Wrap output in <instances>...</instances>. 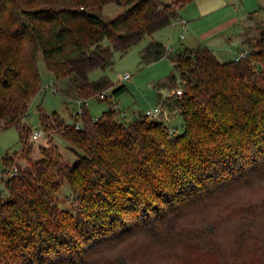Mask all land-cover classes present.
I'll return each mask as SVG.
<instances>
[{"label":"trees","instance_id":"16d2710c","mask_svg":"<svg viewBox=\"0 0 264 264\" xmlns=\"http://www.w3.org/2000/svg\"><path fill=\"white\" fill-rule=\"evenodd\" d=\"M192 1L0 0V131L19 128L20 147L1 159L0 264H264L263 24L246 28L248 55L239 61H220L203 45L169 55L167 80L183 88L172 97L181 133L146 115L125 121L118 109L94 119L86 107L107 90L113 99L126 90L89 74L170 26ZM108 4L124 10L103 21ZM39 52L83 112L66 124L39 108L49 139L33 160V132L22 121L42 89ZM166 55L152 40L140 62ZM64 184L73 213L57 202Z\"/></svg>","mask_w":264,"mask_h":264},{"label":"rangeland","instance_id":"374dc122","mask_svg":"<svg viewBox=\"0 0 264 264\" xmlns=\"http://www.w3.org/2000/svg\"><path fill=\"white\" fill-rule=\"evenodd\" d=\"M194 1V0H193ZM238 3L232 7L234 19L228 17L223 18L226 22L220 26L216 34L205 35L201 40L203 44H212L214 46L215 53L220 57L221 61H228L234 53H237L236 46H229L228 39L232 38L234 41L238 35L245 30L247 25L256 26L257 24L264 25V0H235ZM182 8V7H181ZM180 8V10H181ZM124 10L123 6L116 4L105 5L100 14V18L103 21H110L118 16ZM179 10V11H180ZM248 14H251L249 17ZM222 19V20H223ZM224 21H221V23ZM226 24V25H225ZM180 26L176 28L165 27L151 36H145V38L136 46L131 48L127 53L120 54L115 53L112 60V66L106 71L96 69L89 74L90 81H96L102 76H106L114 86L124 85L126 90L116 100L110 98L111 90H107L105 95L106 99L99 100L97 98L86 101V107L92 118H97L102 112L109 109H118L120 115L124 112L127 119H133L139 115L144 116L146 110H151L159 101L158 98L164 99L173 90V96L175 91L180 86L179 78H177V84L171 85L167 80V76L172 71L171 62L169 59H161L159 61L150 64H141L140 53L147 44L152 40H159L166 46L168 40L171 39L172 44L178 45V50H183L186 46L190 48L196 47L197 41H199V35H192L190 31H185V36L180 39ZM222 31V32H220ZM251 34V33H250ZM245 47V45H244ZM236 50V51H235ZM235 51V52H234ZM38 66L41 76L42 89L36 94L29 105V109L22 124H25L32 132H41L42 136L35 140L33 143L32 159H40V153L38 148L46 146L48 143V137L44 134L40 122H39V108H41L46 114L50 115L56 112L64 120L66 124H72L74 117L79 111V101L72 99H65L62 95L67 88V79H56L46 68L43 61L41 52L38 53ZM129 74L130 77L124 79V75ZM52 83L54 87H44ZM62 94H61V93ZM161 104V101L160 103ZM150 119L159 120V117H150ZM173 126H168L169 129L175 130L178 133L183 131V120L180 114L176 115L173 119ZM1 127V125H0ZM174 132V131H173ZM54 144L62 153L63 157L68 162H74L75 157L72 151L68 150L69 145L58 134L55 133L51 137ZM31 140V139H30ZM19 147V128L13 127L5 131H0V174L3 166L1 164L2 157L6 152L14 153L18 152ZM15 161L26 167V161L20 158L19 154H14ZM1 186V184H0ZM264 191L258 194V197L263 196ZM57 202L65 211L70 213L74 212L75 204L70 193V189L67 185H63L57 193ZM182 254H186V250L183 249ZM162 255V254H160ZM203 263L201 264H214L209 257L201 258ZM163 261H158L157 264Z\"/></svg>","mask_w":264,"mask_h":264},{"label":"crops","instance_id":"0c3cea01","mask_svg":"<svg viewBox=\"0 0 264 264\" xmlns=\"http://www.w3.org/2000/svg\"><path fill=\"white\" fill-rule=\"evenodd\" d=\"M166 2H171L172 0H164ZM238 2L235 0H194L186 5H184L181 10L179 11V17L176 21H174L170 26H168L170 29L173 27L180 26L179 31H180V39H183L185 36V31H190L192 35H199V41L196 44L197 46L203 45L208 47L213 54L217 57V59L220 60V57L215 53L214 51V46L212 44H203L201 40L205 37V35H212L216 34V32L219 30L220 26L223 25L226 21L223 19L225 17H230V19H234L232 7L236 5ZM250 17L251 14H248ZM223 19V20H222ZM221 21H224L221 23ZM226 25V24H225ZM249 25L245 27V30L241 34L238 35L237 39L234 41L232 38L228 39V43L230 44L229 46H236L237 52L240 51L241 49L244 48V38H245V33H246V28H248ZM222 32V31H220ZM159 41V40H156ZM161 42V41H159ZM163 44V42H161ZM164 45V44H163ZM165 46V45H164ZM196 46V47H197ZM167 50V55L164 56V59H169L171 62V67H172V61L170 59L169 55H172L173 53L179 51L178 50V45L175 46L172 44L171 39L168 40L167 45L165 46ZM185 48H190L189 46H186ZM184 48V49H185ZM195 48V47H192ZM235 50V51H236ZM234 51V52H235ZM236 53V52H235ZM234 53V55H235ZM234 55L231 56L232 60ZM161 58V59H163ZM160 59V60H161ZM159 61V60H158ZM221 61V60H220ZM173 68V67H172ZM173 90H170L169 94L164 98H158L159 101L157 103V106H155L151 110H146V111H152L154 109H159L160 114H159V120L163 122L166 126H173V119L176 115L180 114V111L174 101L172 100L173 97ZM117 99V98H116ZM115 99V100H116ZM161 101V104H159ZM80 105V102H79ZM117 109V108H116ZM124 113V112H122ZM124 120L125 121H130L133 119H127L126 114L124 113ZM139 115L138 117H140ZM122 118V116L120 115ZM137 118V117H136ZM178 131V130H177ZM176 131V132H177Z\"/></svg>","mask_w":264,"mask_h":264},{"label":"built area","instance_id":"2783aa9c","mask_svg":"<svg viewBox=\"0 0 264 264\" xmlns=\"http://www.w3.org/2000/svg\"><path fill=\"white\" fill-rule=\"evenodd\" d=\"M247 55H248V51L246 50V49H241L240 51H238L237 53H235V55H234V57H233V61H239V60H241V59H244V58H246L247 57ZM130 77V75L129 74H125L124 75V79H127V78H129ZM51 87H54V85L52 84V83H48L45 87H44V89H46V88H51ZM51 89H53V88H51ZM182 92H183V88H182V86H181V83H180V86L177 88V90L175 91V93L174 94H176V95H178V96H180L181 94H182ZM106 95L105 94H101L100 95V98H104ZM82 109H81V105L79 106V111L76 113V115L77 116H80L81 114H82ZM159 114H160V110L159 109H154V110H152V111H146L145 112V115L148 117V118H150V117H158L159 116ZM121 116H122V119L124 118V113H121ZM76 127L79 129L80 128V124H77L76 125ZM174 130H171L170 129V132H173ZM40 136H42V133L41 132H38V131H36V132H33V134H32V140L33 141H35L36 139H38ZM16 173H17V168L15 167V166H13L12 167V169H11V171H10V173H9V175L10 176H15L16 175Z\"/></svg>","mask_w":264,"mask_h":264},{"label":"snow or ice","instance_id":"6c2138e0","mask_svg":"<svg viewBox=\"0 0 264 264\" xmlns=\"http://www.w3.org/2000/svg\"><path fill=\"white\" fill-rule=\"evenodd\" d=\"M239 195L244 196L245 193H244L243 191H241V192L239 193Z\"/></svg>","mask_w":264,"mask_h":264}]
</instances>
